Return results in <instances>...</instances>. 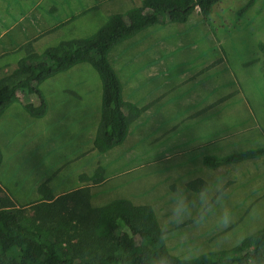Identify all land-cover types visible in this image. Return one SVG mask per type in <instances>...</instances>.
<instances>
[{
  "label": "rangeland",
  "instance_id": "1",
  "mask_svg": "<svg viewBox=\"0 0 264 264\" xmlns=\"http://www.w3.org/2000/svg\"><path fill=\"white\" fill-rule=\"evenodd\" d=\"M142 3L0 0V84L20 78L23 60L92 38L112 14ZM260 41L264 0H222L207 17L196 10L185 23L163 22L117 44L109 59L124 99L147 109L106 151L95 146L102 108L94 67L83 63L45 78V115L34 116L22 95L0 113V185L18 209L43 201L41 185L54 197L90 186L94 207L114 200L150 206L168 252L184 260L260 233L264 157L219 167L203 162L264 146V134L254 136L264 130ZM99 169V184L81 179ZM197 179L206 184L200 191L189 187Z\"/></svg>",
  "mask_w": 264,
  "mask_h": 264
},
{
  "label": "trees",
  "instance_id": "2",
  "mask_svg": "<svg viewBox=\"0 0 264 264\" xmlns=\"http://www.w3.org/2000/svg\"><path fill=\"white\" fill-rule=\"evenodd\" d=\"M220 1L143 0L139 8L112 14L92 38L63 42L61 48L48 49L35 61L23 60L20 78L14 84H0V113L22 95L34 116L45 115L48 103L39 84L77 64L89 63L102 81V119L95 146L109 150L126 138L132 120L147 109L124 101L121 80L109 59L111 50L149 27L185 23L196 10L207 17ZM259 48L264 52V41ZM261 157L264 147L222 157L207 155L203 162L219 167ZM81 179L99 184L102 170L90 178L81 175ZM205 185L202 179L189 183L196 191ZM39 190L42 202L30 210L18 209L0 185V264H264V230L230 249L184 260L168 252L150 206L114 200L94 207L90 186L58 197L46 185Z\"/></svg>",
  "mask_w": 264,
  "mask_h": 264
},
{
  "label": "crops",
  "instance_id": "3",
  "mask_svg": "<svg viewBox=\"0 0 264 264\" xmlns=\"http://www.w3.org/2000/svg\"><path fill=\"white\" fill-rule=\"evenodd\" d=\"M80 64H83V63H80ZM77 65H79V64H77ZM77 65H75V66H77ZM74 67V66H73ZM119 76V75H118ZM262 76V75H261ZM120 78V77H119ZM121 80V79H120ZM122 83V82H121ZM261 83H263L264 84V77L262 76V80H261ZM123 86V85H122ZM240 90V89H239ZM236 91H238V90H236ZM234 95H235V93H234ZM123 99H124V92H123ZM124 101H125V99H124ZM47 103H48V101H47ZM49 104V103H48ZM101 108H102V81H101ZM261 118V117H260ZM262 122V121H261ZM263 123V122H262ZM262 128H264V123H263V125H262ZM251 131V130H250ZM260 134H264V130L260 133V132H256V135H254L255 137L256 136H258V135H260ZM207 145V144H206ZM261 147H264V146H259V147H257V148H261ZM253 149H256V148H253ZM247 150V149H246ZM242 151H244V150H242ZM222 154H223V152H221ZM222 154H220V155H222ZM228 155V154H227ZM217 156V155H216ZM224 156H226V155H224ZM222 157V156H221Z\"/></svg>",
  "mask_w": 264,
  "mask_h": 264
}]
</instances>
